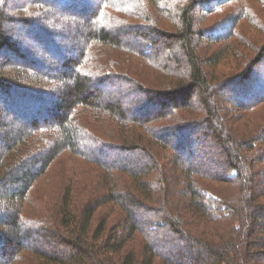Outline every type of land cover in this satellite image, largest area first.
I'll return each instance as SVG.
<instances>
[{"label":"trees","instance_id":"trees-1","mask_svg":"<svg viewBox=\"0 0 264 264\" xmlns=\"http://www.w3.org/2000/svg\"><path fill=\"white\" fill-rule=\"evenodd\" d=\"M263 13L0 0V264H264V38L244 30ZM228 57L242 67L220 80Z\"/></svg>","mask_w":264,"mask_h":264},{"label":"rangeland","instance_id":"rangeland-1","mask_svg":"<svg viewBox=\"0 0 264 264\" xmlns=\"http://www.w3.org/2000/svg\"><path fill=\"white\" fill-rule=\"evenodd\" d=\"M49 3V2H48ZM60 4V3H59ZM57 5H58V3L57 4H55L54 3V1L53 2H51L50 1V3H49V6H50V8H52V6H56L57 7ZM262 16H263V18H264V13L262 14ZM37 23V22H36ZM245 28L248 30V32H250L251 33V39L252 40H254V42H256V37H259V38H264V33H261L260 31H258L257 29H253L252 27H250L249 25H246V24H244V30H245ZM245 33H247L246 31H245ZM142 38H146L145 39V42L146 41H149V39H148V37L145 35V34H142V35H140ZM129 39V38H128ZM70 40H71V38H69V39H67V42H65V44H64V46H65V48L66 49H64L63 51H62V53H63V55H75V51H74V48H72L71 47V45H70ZM138 40V39H137ZM144 42V41H143ZM139 43H142V42H139ZM29 46H30V50H32V48L33 47H35V43H33L32 41H31V43H29ZM241 48V50H242V47H240ZM165 49L163 48V49H159V46L158 45H155L154 47H153V50H151L153 53H155V54H157V58H159V59H161V60H163V59H168V60H170V54H173L174 52H177V53H180L181 54V52H182V47L180 46V45H178V44H175L174 46H173V48L171 49V50H169L170 52L169 53H167L166 51H164ZM243 51V50H242ZM250 51V49H245L244 51H243V53H242V55L243 54H247L248 52ZM202 54V53H201ZM200 54V55H201ZM229 59L228 60H225L224 62H222L220 65H219V67H218V72H216L219 76V78H221L220 80H222V79H224V77L225 76H229V75H231V73L232 72H235V71H233L232 69L234 68V66H236L235 64H237L238 66H241L242 67V63H240L239 61H234V58L233 57H228ZM232 58V59H231ZM241 59H243V58H241ZM59 61V60H58ZM107 62L108 63H110V61L109 60H107ZM55 65H57L56 63H54V65L53 66H55ZM181 72H183V65L182 66H179V68L177 69V70H175V73H179V76H181L182 74H181ZM238 72L239 73H241L242 72V70L240 71V70H238ZM220 74H224V75H221L222 77H220ZM197 98H198V95L196 94L193 98H192V101L194 102V103H196L197 102ZM221 101H225L224 99H221ZM135 106H137V104L135 105ZM240 110L238 111V112H244V110L243 109H241V108H239ZM264 110H260L259 112H263ZM183 113H185V115L187 116V117H190V115H192L191 114V112L190 111H187V112H183ZM5 115V114H4ZM196 114L194 113L193 114V116H195ZM252 116V115H251ZM262 117H264V113H262V114H259L258 113V118L259 119H262ZM256 121V117L255 118H252V120L249 122V126H248V124H246V126L245 125H243V123H242V120H239V121H236V124H238V125H240V126H242V128L241 129H247V131L248 130H254V128H253V125H254V122ZM247 126H248V128H247ZM248 132H250V131H248ZM198 137H197V141H199L202 137H201V135H197ZM192 139H193V137H191ZM200 143H203V142H200ZM208 144H209V142H208ZM188 146H190L189 144H188ZM191 147V146H190ZM194 147V146H193ZM192 149V148H191ZM218 153H219V150H218ZM209 159H211V160H213L212 162H211V165H212V163H214V162H216L217 163V159L219 158L218 157V155H215V150H212V151H210L209 152ZM220 156H221V154H220ZM167 157V156H166ZM166 157H164V158H160L159 160V162H163L164 164L166 163V164H171L172 163V165H174V162H172L170 159H168V158H166ZM131 160V159H130ZM67 164H70V163H67ZM218 165V164H217ZM217 165H215L214 167H217ZM212 167V166H211ZM213 167V168H214ZM219 178V177H218ZM172 180V179H171ZM179 180H180V182H179ZM182 181H184V179L183 178H179L178 179V182H179V185H181V186H183V182ZM209 184L211 185V187L212 188H214V189H219V188H222V185L223 184H221L220 183V181H218V180H215V181H211V182H209ZM129 209H130V211H131V213H137L138 211H139V209H136L135 207H133V206H129ZM100 212V211H99ZM102 212V211H101ZM99 216H97L96 217V219H97V221H98V218ZM96 221V222H97ZM108 234V232L106 233V235ZM26 236H22V238L24 239V240H26V238L28 239V241H30V238H28V237H26ZM60 254H61V251H60ZM175 256V255H174ZM155 264H163L159 259H156V261H155Z\"/></svg>","mask_w":264,"mask_h":264}]
</instances>
